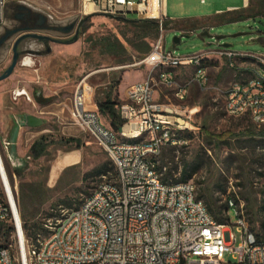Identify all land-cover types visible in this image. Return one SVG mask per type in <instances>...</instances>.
<instances>
[{
    "label": "rangeland",
    "instance_id": "rangeland-1",
    "mask_svg": "<svg viewBox=\"0 0 264 264\" xmlns=\"http://www.w3.org/2000/svg\"><path fill=\"white\" fill-rule=\"evenodd\" d=\"M164 13L166 18L177 23L166 29L163 27L165 52L188 57L212 50H228L264 57V0H247L246 6L244 0H164ZM119 18L100 14L82 16L78 0H10L4 7L0 37L16 31L6 43L8 49L19 30L33 29L38 34L68 41L81 22L78 40L68 45L34 39L23 41L20 58L29 56L32 67L17 63L12 74L0 82V143L11 138L15 123L24 116L37 119L41 124L21 126L17 130L15 156L20 160L26 158L32 143L40 137L48 141L43 157L37 160L28 157L19 168L10 165L4 149L0 151L15 192L20 183L27 188L35 186L40 191L38 196L30 197L27 193L24 201L30 223H37L46 231L39 233L40 238L49 231L44 225L54 224L60 211L77 209L100 181H115V171L110 165L104 175L92 174L98 166L109 163L108 157L74 123L70 109L75 87L83 79L92 89L93 103L106 93L120 103L119 96L124 97L126 84L147 76L149 69L146 66H133L147 54L139 58L123 41V34L130 36L129 26ZM159 18L164 25L163 15ZM124 19L136 21L137 16L127 14ZM71 24L74 29L68 36L58 30ZM202 33L207 36L202 37ZM174 38L179 39L177 44L173 43ZM155 40H147L150 50ZM1 53L0 75L11 63V53L6 50ZM119 59L125 62L117 63ZM205 67L207 86L191 85L184 102L174 97L175 88H156L157 103L178 107L185 115L194 111L192 124L197 128L182 134L185 144L163 148L157 165L162 167L163 174L170 173V180L177 181L183 167L198 164L199 169L191 177L197 198L205 206L207 199L211 209L216 210L224 205L228 196L232 197L237 210L243 211L250 230L259 235L263 228L264 127L255 126L247 115L230 117L225 112L227 89L234 82L248 79L250 69L256 64L236 60L234 67H230L225 58H213ZM171 72L175 85L181 86L192 77L193 69L184 67ZM152 75L156 77L155 72ZM21 89L27 92L31 102L13 98V92ZM101 117L104 125L109 127L108 118ZM68 139L76 142L67 143ZM71 153L78 156V163L62 167L54 182H49L51 167ZM16 170H19V176L14 175ZM228 220L229 223L236 220L233 209L228 211ZM240 238L235 233V246ZM7 242L0 238L1 246ZM226 260L231 261L229 256Z\"/></svg>",
    "mask_w": 264,
    "mask_h": 264
},
{
    "label": "built area",
    "instance_id": "built-area-1",
    "mask_svg": "<svg viewBox=\"0 0 264 264\" xmlns=\"http://www.w3.org/2000/svg\"><path fill=\"white\" fill-rule=\"evenodd\" d=\"M8 1L0 0V25ZM78 1L82 16L136 14L137 20H157V39L150 52L133 65H144L149 72L141 82L126 87L117 107L118 132L102 122L85 79L75 87L71 118L105 152L116 178L100 181L77 209L60 211L54 224L44 225L48 234L38 236L35 243L24 237L0 153V226L8 230V242L0 245V264H264V228L259 235L251 232L232 197L225 199L226 221L217 223L197 198L191 180L163 182L155 170L163 148L185 144L182 134L197 130L192 124L194 111L185 115L178 107L157 103L156 88L173 87L176 100L184 102L191 85L207 86L208 60L225 58L230 67L236 60L252 61L256 67L250 69L251 76L227 89L225 112L230 117L247 115L255 126L264 127V57L228 50L180 57L164 51L159 13L156 18H140L146 11L133 9L134 5L147 6V0ZM18 63L26 68L33 65L29 56ZM184 67L193 69L192 77L176 86L171 70ZM13 98L31 102L24 89L15 90ZM5 147V141L0 143L1 152ZM262 174L264 190V166ZM229 209L236 216L234 223H229ZM234 232L241 236L237 246ZM228 256L231 261L226 260Z\"/></svg>",
    "mask_w": 264,
    "mask_h": 264
},
{
    "label": "trees",
    "instance_id": "trees-1",
    "mask_svg": "<svg viewBox=\"0 0 264 264\" xmlns=\"http://www.w3.org/2000/svg\"><path fill=\"white\" fill-rule=\"evenodd\" d=\"M119 20H122L126 25L129 26L128 32H130V36L123 34L122 35L123 41L129 47H131L135 53L138 54L139 58L148 54L150 51V47H149L147 40H155L158 37V22L152 21V20L127 21L124 18H119ZM176 24L177 23L167 20L164 23V25L162 24V27L166 29L170 26H176ZM115 44L119 45V43H111L110 45L114 46ZM129 58L130 57H128V59ZM122 62H125V60H122V61H120V59L117 60V63H122ZM94 101H95L94 104L96 106L97 113L100 116L107 117L109 120L110 129L113 132H118L120 125H121V121L117 114V107L119 106L120 103L116 100L111 99L110 93H106L102 99H95ZM188 135H190V133ZM66 142L68 143V142H76V141L72 139H68L66 140ZM47 147H48V141L46 140V138L40 137L39 139L34 141L32 145L30 146L27 157L29 158L31 157L34 160H37L45 155ZM3 164H4V161H3ZM109 165L112 166V168L114 169L112 163L109 160V163L106 162L98 166L96 169H94V171H92L93 172L92 174L98 177L104 175L107 172V167ZM4 168H5V164H4ZM198 169H199L198 164H195L194 166L190 168L185 166L183 167L181 171L179 180L172 181L170 180L171 175L169 172L163 174L162 167L155 165V170L161 175L162 181L167 182V183L188 182L189 180H191V177L197 172ZM5 172H6V168H5ZM14 175L19 176L20 175L19 170H16L14 172ZM115 176H116V173H115ZM262 177H263V174H262ZM7 179H8V183L10 185V189L14 197V201H15V205L17 208L19 218L21 220L24 237L30 243H35L37 237L39 236V233L45 230L43 229L41 225H38L37 223H30V219L27 216L28 214L25 211L24 201L27 198V193H29V196L30 195L38 196L40 194V191L35 186H30L28 187L29 188L28 189L24 183H20L18 186V191L16 193L15 188L12 186L13 182H11L8 176H7ZM26 188L28 189V191H26ZM206 206H207L206 209L208 210L209 214L212 216V218L217 223L223 224L226 221V218L224 217V213H226V203L225 202H224V205H222V207H219L216 210H212L210 203L206 199ZM263 212H264V206H263ZM262 227L264 228V222L262 223ZM250 231L252 232V230ZM0 238L5 239L7 242L8 230L6 229V227L0 226Z\"/></svg>",
    "mask_w": 264,
    "mask_h": 264
},
{
    "label": "water",
    "instance_id": "water-1",
    "mask_svg": "<svg viewBox=\"0 0 264 264\" xmlns=\"http://www.w3.org/2000/svg\"><path fill=\"white\" fill-rule=\"evenodd\" d=\"M81 24V22L76 26V28L74 29V25L71 24L70 26H68L67 28L64 29H58L59 31H61L62 33H64L66 36L70 35L71 32L74 29L73 32V36L70 40L68 41H59L57 39H53L47 35H41L38 34V32L36 30L33 29H23V30H19V34L18 36H16L11 44V63L10 65L7 67V69L0 75V82L7 79L13 72L14 68L16 67L17 63L19 62L20 59V53H18L17 48L18 45L20 43H22L23 41H25L26 39H34L43 43H56V44H64V45H68L71 43H74L78 40V34H79V25ZM50 30H53V28H51ZM11 32V33H6L5 35H3L2 37H0V57H1V52L7 50L6 43L9 40L10 37H12V35L15 33ZM202 37L207 36L206 33H202L201 34ZM179 42L178 38H174L173 39V43L177 44ZM5 48V50H4ZM2 49V51H1ZM41 124V121L34 119L32 117H28V116H24L22 117V120H19L15 123V128H14V132L11 136V138L5 140L6 142V147H5V154H6V158L7 161L10 163V165L14 168H19L22 164V162H25L26 160H28V157L24 158L23 160L18 159L15 156V140L17 137V130L21 127V126H37Z\"/></svg>",
    "mask_w": 264,
    "mask_h": 264
},
{
    "label": "bare ground",
    "instance_id": "bare-ground-1",
    "mask_svg": "<svg viewBox=\"0 0 264 264\" xmlns=\"http://www.w3.org/2000/svg\"><path fill=\"white\" fill-rule=\"evenodd\" d=\"M134 10L137 11H146V14H142L140 13V18H146V17H150V18H156L158 16V9H157V2L156 0H147V6H142V5H134L133 6ZM28 60H25V64L27 63ZM78 163V156L71 153L68 155H65L64 157H62L60 159V161H58L56 164H54L50 171H49V182L53 181L57 171H59V169H61L62 167H66V166H70V165H76ZM54 182V181H53Z\"/></svg>",
    "mask_w": 264,
    "mask_h": 264
},
{
    "label": "crops",
    "instance_id": "crops-1",
    "mask_svg": "<svg viewBox=\"0 0 264 264\" xmlns=\"http://www.w3.org/2000/svg\"><path fill=\"white\" fill-rule=\"evenodd\" d=\"M247 5V0H244V6H246ZM157 9H158V13H159V15L160 14H163V16H164V19L167 21V20H169L168 18H166L165 17V13H164V0L163 1H158L157 2ZM170 21V20H169ZM141 76V75H140ZM144 78H140V80L139 81H137V82H135V83H138V82H141L142 80H143ZM132 84H134V83H129V84H126V85H132ZM121 85H122V82H121V84L119 85V91H120V87H121ZM126 85H124V86H126ZM126 89V88H125ZM92 90V89H91ZM118 91V92H119ZM125 91V90H124ZM120 93V92H119ZM91 99H92V93H91ZM119 99H120V101L122 102L123 100H124V97H121V96H119ZM95 105V104H94ZM101 117V116H100ZM101 120H102V117H101ZM103 121V120H102ZM18 139H17V137H16V140L15 141H17Z\"/></svg>",
    "mask_w": 264,
    "mask_h": 264
},
{
    "label": "flooded vegetation",
    "instance_id": "flooded-vegetation-1",
    "mask_svg": "<svg viewBox=\"0 0 264 264\" xmlns=\"http://www.w3.org/2000/svg\"><path fill=\"white\" fill-rule=\"evenodd\" d=\"M32 20H33V19H31V25L33 26ZM22 44H23V42L20 43V44L18 45V48H17L18 53H20V51H21V46H22ZM10 50H11V46H10V49L7 48L6 51H7L8 53H11ZM1 51H2V49H1ZM11 57H12V55H11Z\"/></svg>",
    "mask_w": 264,
    "mask_h": 264
}]
</instances>
